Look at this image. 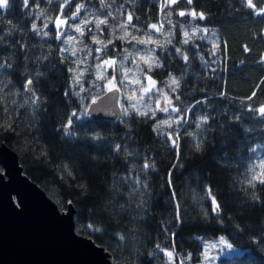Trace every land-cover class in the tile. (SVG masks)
<instances>
[{
  "label": "trees",
  "instance_id": "16d2710c",
  "mask_svg": "<svg viewBox=\"0 0 264 264\" xmlns=\"http://www.w3.org/2000/svg\"><path fill=\"white\" fill-rule=\"evenodd\" d=\"M62 3L67 17L83 7L58 38L53 22ZM253 4L255 8L247 0H181L161 11L162 0H29L28 6L10 0L8 8L0 9V144L15 153L22 174L58 211L71 206L74 232L90 238L112 262L163 264V249L175 259L189 255L193 264L200 252L197 237L223 236L242 253L222 258L220 264H264V185L247 184L250 165L264 158V118L248 111L264 103V13L257 14L264 0ZM192 9L206 19L178 14ZM107 12L115 18L109 17L98 32L95 19ZM128 12L134 14L136 28L129 26L130 35L124 36L121 22ZM85 19L93 21L85 25L92 32L82 30L81 35L72 26ZM151 23H162L161 32H170L172 42L149 30ZM184 32L189 33L187 44ZM145 33L164 46L126 43L132 35L146 39ZM93 35L112 41L105 54L95 51L103 44L94 42ZM177 47L188 55L187 63ZM148 49H155L153 55L163 65L149 73L156 88H163L180 112H156L153 119L151 113L140 116L130 110L125 116L121 105L129 104L132 87L127 81L119 92V120H91L82 107L76 112V96L69 94L72 64L94 63L97 56L115 59L117 75L123 77L124 69L136 71V58L141 69L136 76L146 85L142 73L147 65L139 57ZM169 73L180 82L175 93ZM28 79L32 91L25 95ZM96 84L102 82L92 79L82 95L99 96L101 87L92 93ZM151 96L152 108L156 99L164 105L158 91ZM144 103H149L147 96ZM178 116L188 122L154 130L156 120ZM201 116L209 119L198 129ZM69 118L72 126L65 129ZM161 132L179 135V156ZM254 147L255 153L250 151ZM212 197L220 205L219 215L212 211Z\"/></svg>",
  "mask_w": 264,
  "mask_h": 264
},
{
  "label": "water",
  "instance_id": "95a60500",
  "mask_svg": "<svg viewBox=\"0 0 264 264\" xmlns=\"http://www.w3.org/2000/svg\"><path fill=\"white\" fill-rule=\"evenodd\" d=\"M99 97L87 104L85 115L119 120V93L104 91ZM72 214L69 204L58 211L22 174L15 153L0 144V264H119L90 238L74 232Z\"/></svg>",
  "mask_w": 264,
  "mask_h": 264
},
{
  "label": "snow or ice",
  "instance_id": "6c2138e0",
  "mask_svg": "<svg viewBox=\"0 0 264 264\" xmlns=\"http://www.w3.org/2000/svg\"><path fill=\"white\" fill-rule=\"evenodd\" d=\"M68 2H69V0H64V3H68ZM104 2H105V0H100L101 4H104ZM180 2H181V0H166V2L161 5V11H163L165 7H169L172 4H178ZM24 3H25V6H28L29 0H24ZM187 3L192 4L193 0H187ZM9 4H10V0H0V9L8 8ZM247 6L249 8H255V5L253 4V0H247ZM82 7H83V5L78 6L76 9V12L72 13L71 17H67L64 14V11H63L64 4L62 3L60 5V15H57L55 17V24H56L57 28L59 29L61 25L66 24L69 19H76L78 14L80 13ZM120 7L122 8L123 5H120ZM260 13H264V9H260L257 14H260ZM178 14L181 17H183L185 15H191L193 17V19H196L197 17L200 20L206 19V16L203 12H197L195 9H192L188 12L179 11ZM169 15H171V13H169ZM62 16L64 17L63 19L61 18ZM109 17H112L113 19L115 18L113 16L112 12H107L105 15L95 19L96 30L98 32H100V26L101 25L107 26ZM133 18H134V14L132 12H128L126 14V20L121 22V28L124 30V36L130 35V33L127 31L129 26L136 28V25L133 24ZM92 22L93 21H89V20L85 19V20H81L80 24L74 25L72 27L75 28V31L80 32L81 35H84V32L82 31L81 25H86V24H89ZM169 23H171V21H169ZM32 27L34 30H37V26L35 24H33ZM45 27H47V25H45ZM147 27L156 33L163 34L166 38V43L170 44L172 42L171 39H168V37L171 35L170 32H163V33L161 32V30L163 29L162 23L159 24V26L157 25V23H151V24L147 25ZM201 30L204 32H207V29H201ZM88 31L91 33L92 29H89ZM137 31H139L138 28H137ZM37 32L39 34V30H37ZM47 34H48L47 32L44 33V35H47ZM102 34L103 33L101 32V35ZM192 35H195V29H194ZM57 36L59 38V32L57 33ZM145 36H146V39L145 38L137 39L136 36L132 35L131 39L127 40L126 43H131V41L135 40L137 43H140V44L147 45L149 43H155V44H157L158 47L164 46L163 42H158V41L154 40L151 35H148L147 33H145ZM184 36H185L184 43L187 44L188 43L187 37L189 36V33L184 32ZM92 38H93L94 42L103 44V48H97V49H95V51L98 53L105 54V53H103V49H106L108 47V44H111L112 41L108 40L105 43L103 41L97 40L95 35H93ZM68 39L72 40L74 38L69 37ZM61 51L63 52V51H65V49L61 48ZM175 51L177 54H180L183 56L185 63L188 62L189 57H188V55H185L182 52L181 48L177 47L175 49ZM154 52H155V49H148L146 51L145 55H142L139 57V60H142L147 65V71L142 73L144 79H146L148 81V83L146 85L142 84L141 80L139 78H137V76H136V72L141 71L140 65H139L136 58H134L132 60V63L134 65H136V71L133 72L132 69H124L123 77H119L117 75V68H116L117 61L115 59H111V58L103 59V60H101V63L96 65V69H97L96 79L102 82V87L104 89H106L107 92H109V93L121 92V88L125 84V81H127L128 85L132 86L130 89L131 95L127 96V100L129 101V104L127 106L121 105V108L123 110V114L125 116H128L130 114V110H131L140 116H148V114L151 113L152 114L151 118L155 119L156 118V112H158V111L163 112V113H168L169 110H171V112H180L181 111V109H179L178 107L173 105L172 99H170L169 96L166 93H164L163 88H160V89L156 88L157 82L149 74L152 72L153 67H162L163 66L161 63V58L159 56H154L153 55ZM95 58L97 60L101 59L100 56H97ZM125 59H128V57L125 56ZM201 59H203V57H201ZM77 63H79V61ZM3 66L4 65H0V67H3ZM8 66L10 67L11 65H8ZM108 68H112L111 75H106ZM69 71H72L74 73L76 72L75 69H69ZM129 72H132L131 78L128 75ZM74 79L76 80L77 83L79 82V77H74ZM32 84H33L32 79H28L26 81L24 91H32V88L30 87ZM168 84L170 86H174V87H171V91L173 93H175L176 90L180 87L179 79L175 76H172L171 73H169ZM135 86H139V92H140L139 96H137V87H135ZM81 91H84L83 87H81ZM154 91H158L161 94V97L163 98V100L165 102L163 107H161V105H160V99H156V101H155L156 107L155 108L151 107V102H152L151 93H153ZM33 95H35L34 92H33ZM66 95H67V93H66ZM254 95H255V93H253V96ZM145 96L148 97L149 103H147V104L144 103ZM99 98H100L99 96L93 98L91 101L92 104H95ZM175 99L179 100L180 97L176 96ZM248 99H251V97H249ZM38 100H39V97H36V99L32 100V103L36 104V102ZM197 103H200V101H197ZM248 111L257 113L260 117L264 118V103L260 104L258 107H255V108L249 106ZM75 115H76V113H73V116H75ZM208 119H209V117H207V116L199 117V122L196 123V128L199 129L201 127V124H207ZM181 120H183L184 123L188 122L186 116H178L175 120H173L171 117H169V119H166V120H156V129H154V130H158L161 125H166L168 127H171L173 123L179 124L181 122ZM71 126H72V119L69 118L68 123L66 125H64V127H65V129H70ZM175 132L178 133L179 129H176ZM160 134L167 136L168 140L172 144V147L177 150V156H179V147H180L179 135L174 134V133H167V132H161ZM65 135H71V133L66 131ZM189 135H192V133H189ZM120 147H121V145H119V144L116 145L117 150H119ZM196 149L199 151V149H200L199 143L196 144ZM250 151L255 153L256 148L255 147L251 148ZM149 167H150L149 163L146 162L144 164V168L147 169ZM249 172L252 173L251 178L249 180H247V184L250 187L255 188L257 183L264 185V159L260 160L258 163H255L254 166L250 165ZM137 183H138V181H137ZM170 183H171V181H170ZM209 195H211L210 189H209ZM253 199H257L255 194H253ZM212 205H213L212 211L214 213H216L217 215H219L221 208H220V205L217 203L215 197H212ZM178 219H179V216H178ZM89 227L92 228L91 225H89ZM92 230L93 231H99V229H95V228H92ZM119 239L123 240L124 237L121 235V236H119ZM224 242H225L224 239L221 238L220 243H224ZM157 247H159V246H157ZM212 247H215V245H213ZM161 251H164V250L161 249ZM164 254L166 256H168L169 260L171 261V259L173 257V252L172 251H164ZM205 258H207V256Z\"/></svg>",
  "mask_w": 264,
  "mask_h": 264
},
{
  "label": "rangeland",
  "instance_id": "374dc122",
  "mask_svg": "<svg viewBox=\"0 0 264 264\" xmlns=\"http://www.w3.org/2000/svg\"><path fill=\"white\" fill-rule=\"evenodd\" d=\"M165 2L166 0H162V4H164ZM157 25L159 26V24ZM53 27L56 30V33L59 32V36L62 34V32L67 31L66 24L61 25L60 28L58 29L55 24V20L53 22ZM81 28L83 31L87 29L88 30L91 29L89 27H86L85 25H81ZM263 34H264V31H263ZM99 63H101V60H97L96 62L94 63L92 62L90 64H87L84 61V62L74 63L72 64V67H71V69H75L76 72L74 73L71 71L70 81H69V91H70L69 94L72 96H76V101L78 102V107H79L77 108L76 112L79 113L80 108L82 107L81 110H82L83 116H86L84 111H85L87 104L92 101L93 94H90L85 97L82 95V93L87 90L88 88L87 86L92 83V79H96V71H97L96 65ZM110 69L111 68H108L107 75H111L112 72H109ZM74 77H79L78 83L76 82ZM144 82L146 84L148 83L146 79H144ZM96 86H97L96 90L92 89V93H95L100 87L102 88L100 89L102 90V92L106 90L100 84H96ZM81 87H83L84 91H81ZM119 96H120V93H119ZM85 100L86 102L84 103ZM160 105L161 107L164 106L162 102L160 103ZM155 107L156 105H154V108ZM158 113L163 114V112H159V111ZM78 117L79 116L77 115V118ZM262 159L264 158L258 159L257 163ZM221 238L224 239L225 241L224 243H220ZM196 240L200 246V252L198 254V261L193 264H220L219 263L220 259L234 256V255H239L240 253H242V249L233 246L223 236H216L214 238H208V239H201L197 237ZM213 245H215V247H212ZM160 254L162 255V258H163V262H164L163 264H191L189 261V255H186L183 258L178 257L177 259H175L173 255L170 261L169 257L164 254V251H161ZM206 256L207 258H205Z\"/></svg>",
  "mask_w": 264,
  "mask_h": 264
}]
</instances>
